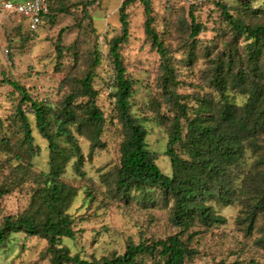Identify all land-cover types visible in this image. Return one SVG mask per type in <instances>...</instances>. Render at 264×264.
<instances>
[{
  "label": "rangeland",
  "instance_id": "rangeland-1",
  "mask_svg": "<svg viewBox=\"0 0 264 264\" xmlns=\"http://www.w3.org/2000/svg\"><path fill=\"white\" fill-rule=\"evenodd\" d=\"M6 1L17 0H0V72H5L0 73V79L13 76L27 87L35 101L59 107L67 91L60 82L74 74L73 52L64 51L61 59L57 56L62 28L69 26L61 35L64 46L72 44L83 31L89 36L86 44L92 47L98 40L102 54L95 68L93 85L99 92L97 103L106 117L102 134L104 146L97 147L91 155V143L86 135L76 133L85 155V176L77 174L72 160L64 178L78 188L69 213L74 218V229L79 232L75 239L64 238L63 244L70 248L71 254L93 260L113 252L122 254L128 239L140 240L141 232L146 237L170 234L174 228L171 204L160 197L153 204H144L136 191L126 200L115 191V172L120 164L123 133L111 97L114 75L109 50L110 41L121 34L119 9L124 0H54V7L65 8V11L52 12L34 35L28 32L24 18L6 13L3 9ZM150 1L153 26L170 50L177 93L190 106L195 105L196 95L219 97V91L211 83L218 65L227 66L231 62L235 71L253 67L255 61L250 60L247 44L254 39H249L246 33L235 32L218 2L226 5L228 12L246 25L257 26L264 24V0ZM191 6H195L197 20L208 28L196 41L187 40ZM127 11L131 35L130 41L122 45L121 53L128 74L136 81L131 109L147 127L148 148L159 153L157 163L162 172L171 175L172 165L166 149L169 120L174 110L165 103L161 89L162 59L146 36L142 2L136 0ZM258 45L262 46L260 61H264V40L261 39ZM256 62L259 65V59ZM20 98L14 87L0 84V190L10 188L0 197V225L5 216L16 215L28 207L33 189L41 182V171L50 168L48 142L40 135L34 115L29 113L30 104L23 109L27 110L35 143L41 147V153L30 159L33 167L26 164L29 157L23 143L21 120L15 113ZM245 99L237 88H229L230 102L242 105ZM61 144L65 145L64 142ZM14 150L22 159L12 158ZM246 168L264 169V165L257 164V156L251 155ZM242 208L239 203L215 205V209L226 216L227 222L209 229L202 227L203 231L195 236L193 243L199 246V253L188 264H264V247L258 242L263 218L259 217L249 234L239 221L243 216ZM22 243H25L24 250ZM47 244L46 239L28 237L24 232L12 235L7 247L0 248V264H52L51 255L43 252Z\"/></svg>",
  "mask_w": 264,
  "mask_h": 264
},
{
  "label": "trees",
  "instance_id": "trees-1",
  "mask_svg": "<svg viewBox=\"0 0 264 264\" xmlns=\"http://www.w3.org/2000/svg\"><path fill=\"white\" fill-rule=\"evenodd\" d=\"M135 1L122 2L119 9L121 34L110 41L109 50L114 75L111 97L115 101L116 117L123 133L119 148L120 164L115 172V191L126 200L136 191L144 204L155 203L157 197L171 204L172 232L166 236L150 237L141 232L140 240L128 239L122 254L113 252L93 260L71 254L70 248L63 244L64 238L75 239L79 232L74 229V218L69 213L78 188L64 178L72 160L77 174L85 176V155L76 133L86 135L92 155L97 147L104 146L102 134L106 122L105 112L97 103L99 92L93 85L95 68L102 56L98 40L90 47L86 44L89 36L82 31L66 47L61 43V35L69 28L66 26L60 31L57 56L61 59L64 51L73 52L75 71L60 82L67 91L59 107L35 101L27 87L13 76L0 79V84L11 85L21 96L15 113L21 120L23 143L29 157L26 164L33 167L30 159L41 153V147L35 143L27 110L23 109L30 104L29 113L34 115L40 135L48 142L50 167L49 171H41V182L33 189L28 207L21 213L4 217L0 225V248L7 247L12 235L24 232L25 236L47 240L43 252L51 255L52 264H188L199 253V246L193 244L195 236L203 228L227 222L226 216L219 213L215 205L237 203L243 207L239 221L249 234L262 216V234L258 242L264 247V169L246 168L251 155L257 156V164L264 165V61H260L262 46L258 45L261 39L264 40V24L246 25L230 14L226 5L218 2L235 32L246 33L249 39H254L247 47L250 60L255 62L251 70L242 68L235 71L231 62L227 66L218 65L211 83L219 91V97L196 95L195 105L190 106L177 93L170 50L153 26L152 3L140 0L146 15V36L162 59L163 97L168 107L174 110L169 120L166 149L172 174L167 175L157 163L159 153L148 148L147 127L131 109L136 81L127 72L121 47L130 41L127 10ZM53 2L45 20L52 12L65 11V8L54 7ZM189 15L187 40L196 41L208 28L197 20L195 6L190 7ZM0 73L5 72L2 70ZM230 87L237 88L246 96L242 105L229 101ZM12 158L22 159V156L14 150ZM9 191L10 188L1 189L0 197ZM21 248L25 249V243Z\"/></svg>",
  "mask_w": 264,
  "mask_h": 264
},
{
  "label": "built area",
  "instance_id": "built-area-1",
  "mask_svg": "<svg viewBox=\"0 0 264 264\" xmlns=\"http://www.w3.org/2000/svg\"><path fill=\"white\" fill-rule=\"evenodd\" d=\"M53 0L6 1L3 9L7 14H17L27 22L28 32L34 35L44 23Z\"/></svg>",
  "mask_w": 264,
  "mask_h": 264
},
{
  "label": "water",
  "instance_id": "water-1",
  "mask_svg": "<svg viewBox=\"0 0 264 264\" xmlns=\"http://www.w3.org/2000/svg\"><path fill=\"white\" fill-rule=\"evenodd\" d=\"M238 1H240V2H245V1H247V0H238Z\"/></svg>",
  "mask_w": 264,
  "mask_h": 264
}]
</instances>
